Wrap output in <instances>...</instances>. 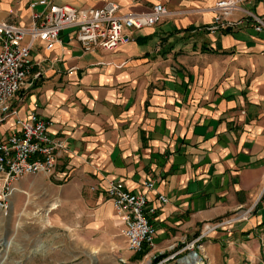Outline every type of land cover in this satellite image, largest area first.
<instances>
[{
	"label": "crops",
	"instance_id": "obj_1",
	"mask_svg": "<svg viewBox=\"0 0 264 264\" xmlns=\"http://www.w3.org/2000/svg\"><path fill=\"white\" fill-rule=\"evenodd\" d=\"M31 1L0 0V20L28 24ZM49 1L114 2L122 13L161 3L169 12L109 52L84 51L71 30L49 50L34 43L31 81L12 105L21 117L34 111L50 120L49 135L63 143L53 178L86 189L98 204L95 220L118 226L105 185L144 191L152 180L145 191L155 206L153 245L143 259L168 253L167 264H180L175 257L204 224L249 210L192 249L204 264H264V31L245 25L241 13L231 16L239 27L197 31L210 23L216 0ZM248 6L264 13L262 0ZM12 127L11 119L0 124V140Z\"/></svg>",
	"mask_w": 264,
	"mask_h": 264
},
{
	"label": "built area",
	"instance_id": "obj_2",
	"mask_svg": "<svg viewBox=\"0 0 264 264\" xmlns=\"http://www.w3.org/2000/svg\"><path fill=\"white\" fill-rule=\"evenodd\" d=\"M252 1L216 0L210 23L197 31L216 35L226 28L239 27L241 24L231 20L235 13H241L245 25L249 24L255 32L264 31V13L251 10L248 5ZM36 5L43 8L37 11L34 9ZM29 8L28 24L0 20V124L9 119L13 121L10 133L0 140V180L6 194L13 191L11 182L20 176L38 172L53 174L59 151L63 148L61 141L49 135V120L34 111L21 117L12 105L15 95L29 84L34 43L39 41L49 50L60 40L63 30H71L84 51L101 49L109 52L130 40L133 31L154 26L169 14L161 3L154 4L148 11L123 13L114 2L101 7L77 8L66 3L37 0L31 1ZM40 71L34 74V78H39ZM143 185L145 190H151L153 181L147 180ZM145 190H128L114 180L104 188L106 198L123 226L127 248L134 254L142 251L144 246L149 249L153 245L154 227L148 218L154 213L155 206L148 204ZM157 199L160 202L167 200L163 195ZM0 205L7 206L4 194ZM248 214L249 210H244L220 223L205 225L202 234L183 249H191L195 241L216 228L245 220Z\"/></svg>",
	"mask_w": 264,
	"mask_h": 264
},
{
	"label": "rangeland",
	"instance_id": "obj_3",
	"mask_svg": "<svg viewBox=\"0 0 264 264\" xmlns=\"http://www.w3.org/2000/svg\"><path fill=\"white\" fill-rule=\"evenodd\" d=\"M69 181L46 172L26 174L14 179L13 191L6 194L0 180V201L4 194L7 202L0 205V264H152L155 256L130 253L123 228L113 218L96 221V201L87 198L86 189L70 188ZM175 259L204 264L192 248ZM157 264L167 263L161 259Z\"/></svg>",
	"mask_w": 264,
	"mask_h": 264
},
{
	"label": "trees",
	"instance_id": "obj_4",
	"mask_svg": "<svg viewBox=\"0 0 264 264\" xmlns=\"http://www.w3.org/2000/svg\"><path fill=\"white\" fill-rule=\"evenodd\" d=\"M203 51L205 50H209L208 48H203L202 49ZM214 51V50H213ZM147 247L144 246L143 250L138 252L137 254L138 255H143L147 252ZM167 255H169L168 253H163V254H159V255H156L153 260H152V264H157L161 259H163L164 257H166Z\"/></svg>",
	"mask_w": 264,
	"mask_h": 264
},
{
	"label": "bare ground",
	"instance_id": "obj_5",
	"mask_svg": "<svg viewBox=\"0 0 264 264\" xmlns=\"http://www.w3.org/2000/svg\"><path fill=\"white\" fill-rule=\"evenodd\" d=\"M32 87V86H31ZM193 260H197V258L195 256H192Z\"/></svg>",
	"mask_w": 264,
	"mask_h": 264
}]
</instances>
